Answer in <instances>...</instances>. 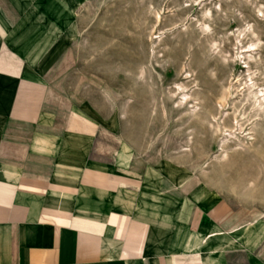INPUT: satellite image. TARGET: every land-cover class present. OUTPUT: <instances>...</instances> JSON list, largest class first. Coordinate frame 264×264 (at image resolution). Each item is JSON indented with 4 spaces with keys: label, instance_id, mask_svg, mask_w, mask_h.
I'll return each instance as SVG.
<instances>
[{
    "label": "rangeland",
    "instance_id": "1",
    "mask_svg": "<svg viewBox=\"0 0 264 264\" xmlns=\"http://www.w3.org/2000/svg\"><path fill=\"white\" fill-rule=\"evenodd\" d=\"M8 1L2 42L49 87L50 121L146 203L264 239V0Z\"/></svg>",
    "mask_w": 264,
    "mask_h": 264
},
{
    "label": "crops",
    "instance_id": "2",
    "mask_svg": "<svg viewBox=\"0 0 264 264\" xmlns=\"http://www.w3.org/2000/svg\"><path fill=\"white\" fill-rule=\"evenodd\" d=\"M20 18L0 0V264H264L252 227L146 203L112 153L50 121L49 87L2 42Z\"/></svg>",
    "mask_w": 264,
    "mask_h": 264
},
{
    "label": "bare ground",
    "instance_id": "3",
    "mask_svg": "<svg viewBox=\"0 0 264 264\" xmlns=\"http://www.w3.org/2000/svg\"><path fill=\"white\" fill-rule=\"evenodd\" d=\"M45 56V55H44ZM42 77V76H41ZM228 233V232H227Z\"/></svg>",
    "mask_w": 264,
    "mask_h": 264
}]
</instances>
